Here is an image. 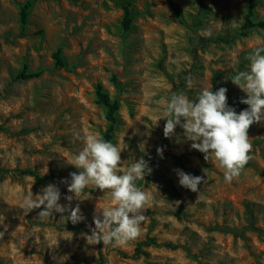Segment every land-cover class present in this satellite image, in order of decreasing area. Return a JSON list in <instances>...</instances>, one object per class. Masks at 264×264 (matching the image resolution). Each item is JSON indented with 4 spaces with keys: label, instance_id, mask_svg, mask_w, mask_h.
I'll list each match as a JSON object with an SVG mask.
<instances>
[{
    "label": "rangeland",
    "instance_id": "rangeland-1",
    "mask_svg": "<svg viewBox=\"0 0 264 264\" xmlns=\"http://www.w3.org/2000/svg\"><path fill=\"white\" fill-rule=\"evenodd\" d=\"M25 2L0 0V264H264L249 0H33L23 29Z\"/></svg>",
    "mask_w": 264,
    "mask_h": 264
},
{
    "label": "trees",
    "instance_id": "trees-1",
    "mask_svg": "<svg viewBox=\"0 0 264 264\" xmlns=\"http://www.w3.org/2000/svg\"><path fill=\"white\" fill-rule=\"evenodd\" d=\"M258 4H259V0H249V7L244 16V23L242 25L243 31L239 33L240 35L243 36L248 35L249 31L253 28L264 29V19H260V20L255 19V13H256L255 8ZM32 6H33V0H26V2L23 4V6L20 9L19 15L23 29L28 24L29 13ZM131 23H132L131 11H130V7L127 6L125 8V14L122 21L123 28L125 31H128L131 28ZM54 56L56 58L57 64H63V60L61 57V49H58L54 53ZM21 75L24 78H28V77H36L39 75V73L37 72L27 73L26 71H23ZM96 94H97L98 102L106 106L108 109L107 119L109 121V127L105 134V155H104V165L107 167L110 163V153L113 144L114 132L116 130V124H117L116 112L119 109V101L116 99H112L109 96V94L103 90V87L101 85L97 87ZM210 103L211 102H209L208 104L210 105ZM221 229L229 231L235 235H242L246 228L238 229L235 227H221Z\"/></svg>",
    "mask_w": 264,
    "mask_h": 264
}]
</instances>
